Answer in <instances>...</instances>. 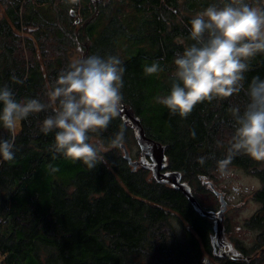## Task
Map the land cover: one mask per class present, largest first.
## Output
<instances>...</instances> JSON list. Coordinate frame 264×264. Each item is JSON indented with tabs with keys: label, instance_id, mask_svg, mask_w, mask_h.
I'll return each instance as SVG.
<instances>
[{
	"label": "trees",
	"instance_id": "obj_1",
	"mask_svg": "<svg viewBox=\"0 0 264 264\" xmlns=\"http://www.w3.org/2000/svg\"><path fill=\"white\" fill-rule=\"evenodd\" d=\"M224 2L0 0V87L7 85L17 100L37 98L49 105L20 122L14 159H0V264H205V255L212 264L264 261V256L246 261L215 253L211 217L198 211L183 190L159 180L150 165L135 168L125 157L121 144L128 147L138 139L121 113L107 129L90 133L93 142L101 141L108 150L94 169L55 152V131H41L45 117L58 106L46 96V85L78 57V48L86 55H116L126 69L122 104L164 148L163 171L180 172L181 181L193 190L204 188L201 179L212 178L229 154L235 123L229 109L243 111L247 84L256 75L264 78V54L245 73V90L199 103L187 118L170 114L154 98L170 92L174 54L193 43L192 17ZM79 5L83 21L78 28L73 8ZM157 60L164 71L146 75L144 66ZM117 134L122 141L114 146ZM0 139H11L2 125ZM230 165L260 179L254 196L262 212L256 219L264 230V161L240 152Z\"/></svg>",
	"mask_w": 264,
	"mask_h": 264
},
{
	"label": "clouds",
	"instance_id": "obj_2",
	"mask_svg": "<svg viewBox=\"0 0 264 264\" xmlns=\"http://www.w3.org/2000/svg\"><path fill=\"white\" fill-rule=\"evenodd\" d=\"M190 39L193 43L174 54L170 92L154 98L170 114L181 118H187L199 103L245 90V73L251 70L252 60L264 54V7L246 0H226L222 6L210 4L192 17ZM125 71L116 55L82 54L58 73L51 86L46 85V96L58 106L45 117L41 131H55V152L82 161L89 169L104 162L108 150L101 141L93 142L90 133L107 129L119 114ZM143 71L158 76L164 69L157 60L145 65ZM12 79L22 82L15 76ZM245 94L248 102L243 111L239 106L229 109L235 122L234 133L228 156L218 162L225 176L231 175L229 165L237 153L264 161V78L254 76ZM0 105V125L11 133V139H0V159L12 161L20 122L49 105L37 98L17 100L7 85L0 87ZM195 135L192 130V138ZM121 141L122 136L117 134L112 143L115 146ZM199 160L204 163L205 158Z\"/></svg>",
	"mask_w": 264,
	"mask_h": 264
},
{
	"label": "rangeland",
	"instance_id": "obj_3",
	"mask_svg": "<svg viewBox=\"0 0 264 264\" xmlns=\"http://www.w3.org/2000/svg\"><path fill=\"white\" fill-rule=\"evenodd\" d=\"M246 2L255 6H264V0H246ZM80 7L81 5H79V7L73 8L74 12L76 11V13H74V16L76 17V24L78 25V28L81 27L83 21ZM2 13L3 7H1L0 9V16L2 15ZM78 50V52H80L78 53V56L82 54L86 55V51L84 48L81 47L78 48ZM119 113H121L124 118L134 127L136 126V122L133 118V116L135 115L130 106L122 104ZM136 139H138V141L133 140L128 145L131 156L134 160H139L140 165H150V168L153 171L154 165L157 161L155 157L157 156L158 149H154L148 143L143 144L142 147L140 136L137 132ZM146 154L150 155L151 159H144V162H141L143 155ZM229 168L231 170V175H222L220 170L218 169L216 171H213L214 175H212V178L203 177L201 179L204 183V188L200 189L195 187L194 190H191L196 193L194 196L195 198H197L199 203L201 202V206L203 204L205 208L207 207L208 212L211 214L209 216L215 224V234L217 235V238H215V241L213 240V242L215 244L219 243V238H221V235L219 236V227L221 226L226 231L222 234L223 238L232 240L235 245L243 244L247 248H250L249 252H251L255 249L256 246H260L264 243V230L258 225L256 219L262 215V212L260 211L261 204L254 196L255 191L261 186V181L257 176L251 174L243 168L235 165H230ZM212 183L217 190H222L226 194V197H228V206L226 208V211H224L226 212V219L224 223L221 222V220L223 219L219 220L220 226L216 221L218 220L217 215L222 206L220 203L219 195H217V193L212 188ZM215 234H212V237H215ZM260 237H262L263 239L261 240ZM216 245L218 246V248L214 250L215 253L218 256L223 257V254L220 250V245ZM263 252H260V255L258 256L263 257ZM204 258L205 259H203V262L204 260H207V262H204L205 264H212L213 260L211 261V259L207 255H205ZM260 264H264V261Z\"/></svg>",
	"mask_w": 264,
	"mask_h": 264
},
{
	"label": "water",
	"instance_id": "obj_4",
	"mask_svg": "<svg viewBox=\"0 0 264 264\" xmlns=\"http://www.w3.org/2000/svg\"><path fill=\"white\" fill-rule=\"evenodd\" d=\"M73 13H76L73 12ZM135 115V114H134ZM135 122H136V126L134 127L136 132L138 133V135L140 136V141H141V145L143 147V144L148 143L151 147H153L154 149H158V153L156 158V163L154 165V170L153 173L154 175L161 181H166V182H171L173 185H175L176 187L180 188L181 190H183L192 200L195 208L200 211L201 213L207 214V215H211L208 211L205 212L204 208L201 206V204L199 203V201L197 200V198H195V196L192 193V190L190 188V186L181 181V173L180 172H163V168L165 167V163L164 160L166 159V155L164 152V148L161 146L160 143H158L157 141L151 139L150 137H148L145 134L144 131V127L142 125V123L140 122V120L137 118V116H133ZM121 147L124 150V155L125 157L128 159V161L130 162L131 165H133L135 168L139 165L140 161L139 160H134L133 157L130 154V151L127 147V145L125 143L121 144ZM144 156L141 159V162H144ZM212 188L214 189V191L216 193H220L214 186V184L212 183ZM221 212H218V220H217V224L219 225V220H220V215Z\"/></svg>",
	"mask_w": 264,
	"mask_h": 264
},
{
	"label": "flooded vegetation",
	"instance_id": "obj_5",
	"mask_svg": "<svg viewBox=\"0 0 264 264\" xmlns=\"http://www.w3.org/2000/svg\"><path fill=\"white\" fill-rule=\"evenodd\" d=\"M143 156H145L144 159H146V160H148L147 157L151 158V156L148 154L143 155ZM218 191L220 193L219 194L217 193V195H219L220 203L222 206L220 209V212H221L220 220L223 219V220H221V222L224 223V221L226 219V216H225L226 212H224V211H226V208L228 206V202H227L228 197H226V194L222 190H218ZM260 211H261V208H260ZM219 226H220V223H219ZM223 232L225 233L226 231L220 226L219 227V236L221 235V238H219L220 241L218 244L220 245V250H221V253L223 254L222 256L224 258L225 257H231L233 259H244L246 261H250L251 259L259 257L258 256V255H260L259 253L264 251V243H263L260 246H256L253 251L248 252L246 254V253H244V248H247L245 245H243V244H236L235 245V243H233L232 240H228L226 238H223L222 237ZM247 249H249V248H247Z\"/></svg>",
	"mask_w": 264,
	"mask_h": 264
},
{
	"label": "built area",
	"instance_id": "obj_6",
	"mask_svg": "<svg viewBox=\"0 0 264 264\" xmlns=\"http://www.w3.org/2000/svg\"><path fill=\"white\" fill-rule=\"evenodd\" d=\"M203 259H205V258L203 257ZM203 259H202V261H203ZM204 262H207V260H204Z\"/></svg>",
	"mask_w": 264,
	"mask_h": 264
}]
</instances>
